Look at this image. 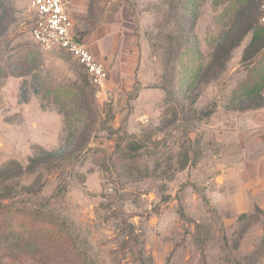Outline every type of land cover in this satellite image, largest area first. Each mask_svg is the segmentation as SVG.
I'll return each mask as SVG.
<instances>
[{
    "label": "rangeland",
    "instance_id": "rangeland-1",
    "mask_svg": "<svg viewBox=\"0 0 264 264\" xmlns=\"http://www.w3.org/2000/svg\"><path fill=\"white\" fill-rule=\"evenodd\" d=\"M115 3L143 84L98 93L69 53L36 47L30 0H0V264H264L258 16L237 0ZM38 149L55 153L25 170Z\"/></svg>",
    "mask_w": 264,
    "mask_h": 264
},
{
    "label": "crops",
    "instance_id": "crops-1",
    "mask_svg": "<svg viewBox=\"0 0 264 264\" xmlns=\"http://www.w3.org/2000/svg\"><path fill=\"white\" fill-rule=\"evenodd\" d=\"M69 15L73 22L74 39L107 69L105 83L109 86L104 83L106 89L131 90L137 82L142 83L144 45L133 30L123 24L122 13L117 9L115 0H71ZM145 91L142 86L134 102L149 103L144 99L147 97ZM145 106L148 112L149 105ZM44 113H55L56 117H62L58 112ZM255 178L256 191L264 194V154L258 159Z\"/></svg>",
    "mask_w": 264,
    "mask_h": 264
},
{
    "label": "built area",
    "instance_id": "built-area-1",
    "mask_svg": "<svg viewBox=\"0 0 264 264\" xmlns=\"http://www.w3.org/2000/svg\"><path fill=\"white\" fill-rule=\"evenodd\" d=\"M260 24L264 27V0H259ZM71 0H30L29 11L36 17L31 39L43 53L65 51L82 66L90 83L104 89L107 69L72 34L73 22L69 15Z\"/></svg>",
    "mask_w": 264,
    "mask_h": 264
},
{
    "label": "trees",
    "instance_id": "trees-1",
    "mask_svg": "<svg viewBox=\"0 0 264 264\" xmlns=\"http://www.w3.org/2000/svg\"><path fill=\"white\" fill-rule=\"evenodd\" d=\"M237 1L239 3H241L242 12H244V13L246 11H249L251 8H253V16H258L257 18L259 20L260 15H261L259 0H237ZM252 31H253V35H252V39H251L250 44H253V43L261 40L259 38V36L257 35V33L258 32L259 33L264 32V29L257 25V26H255V28H252ZM259 48L260 49L264 48V40L260 44ZM242 89H243V93H244L246 98H252L253 99L254 97H258V93H259L261 87H258V90H255V91H253L251 89V87H249V86L246 87V89H244V87ZM54 153L53 152H47V151L42 150V149H38V151H36L35 154L31 158H29L28 165L25 167V170L35 169V164L38 163L39 155L49 157V156H52ZM12 165L20 167L16 162H12V163H9L8 165H6L4 168H8L9 166H12ZM0 172H1V170H0ZM24 188H25V186H24ZM12 197H13V194L11 195V193L9 192V194L7 196H5V198H1V199L2 200L13 199ZM2 207L9 208V206H7V205H4V206L0 205V214L4 213V209ZM18 212H20V211H18ZM5 231H6V229H3L2 223L0 222V241L3 238H7V241L10 244V243H12L10 241V236L7 235V232H5ZM20 254H21V252H20Z\"/></svg>",
    "mask_w": 264,
    "mask_h": 264
},
{
    "label": "water",
    "instance_id": "water-1",
    "mask_svg": "<svg viewBox=\"0 0 264 264\" xmlns=\"http://www.w3.org/2000/svg\"><path fill=\"white\" fill-rule=\"evenodd\" d=\"M105 84H106L107 86H109L108 83H105Z\"/></svg>",
    "mask_w": 264,
    "mask_h": 264
}]
</instances>
